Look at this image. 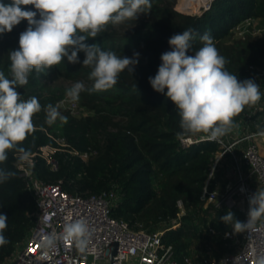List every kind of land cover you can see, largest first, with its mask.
Masks as SVG:
<instances>
[{
  "label": "trees",
  "instance_id": "16d2710c",
  "mask_svg": "<svg viewBox=\"0 0 264 264\" xmlns=\"http://www.w3.org/2000/svg\"><path fill=\"white\" fill-rule=\"evenodd\" d=\"M178 0H151L152 7L136 20H126L96 38H88L89 45L98 44L103 50L119 57L138 59L119 74L117 84L106 91L80 94V106L89 112L81 117L66 112L67 122L46 121L45 106L56 105L65 97L66 90L51 85L62 78L80 80L92 86L90 68L82 66L85 53L79 52V63H68L66 58L45 73L33 71L28 84L17 87L21 99L36 97L42 110L33 116L35 130L20 143L30 154L42 147L57 149L53 157L59 169L53 171L46 160L38 156L36 176L46 182L63 181L71 194H101L115 191L118 200L112 214L126 221L133 230L155 233L163 231V242L172 246L179 264H200L203 257L220 259L235 253L243 243L225 237L231 224L221 220L230 210L217 209L202 199L209 172L216 156L222 151L217 141L207 140L183 148L180 144V117L174 103L151 87L161 64V55L170 51L169 39L192 29L196 38L188 54L193 55L208 32L220 55L228 61L225 68L238 80H252L250 66L264 70V35H245L233 39L235 28L248 19H264V0H216L212 8L199 15L176 10ZM4 3L10 0H2ZM35 10L32 6H25ZM37 18H39L37 16ZM28 27L22 20L11 32L0 34V71L10 78L9 52L18 50L19 36ZM139 53V57H134ZM264 94V79L261 83ZM262 110L251 118L245 106L234 124L245 121V132L264 130V95L258 101ZM196 134L185 135L192 137ZM60 140V141H59ZM95 152L87 161L79 155ZM18 151L9 150L0 168L14 173L0 183V213L8 217L4 236L9 243L0 247V264H5L24 245L36 223L37 203L27 190L15 165ZM209 188L215 189V179ZM182 203L183 207L179 206ZM234 219L242 222V213L234 210ZM183 214V215H182ZM234 223V221L232 222ZM199 245L198 262L193 260V246ZM195 252V254H196Z\"/></svg>",
  "mask_w": 264,
  "mask_h": 264
},
{
  "label": "clouds",
  "instance_id": "9594fccd",
  "mask_svg": "<svg viewBox=\"0 0 264 264\" xmlns=\"http://www.w3.org/2000/svg\"><path fill=\"white\" fill-rule=\"evenodd\" d=\"M35 10H28L25 6ZM152 7L151 0H0V34L11 32L22 20L28 27L19 36V48L9 52L10 78L0 71V163L8 158V151L22 153L26 159L30 153L20 143L35 130L33 116L42 110L36 97L21 99L16 90L28 84L29 75L45 73L62 61L79 63L78 53L84 52L82 66L90 68L86 88L81 81L66 90V96L77 102L84 91H106L113 88L119 74L138 63V59L119 57L115 52L103 50L98 44H87L88 38H96L106 31L109 24L116 26L126 20H136ZM37 16L39 18H37ZM196 38L192 29L173 35L168 43L170 51L162 53L161 64L154 77H149L153 90L164 94L178 110L181 132L178 136L206 133L210 140H218L234 127V117L245 106L256 104L262 97L259 85L251 79L238 80L226 70L228 62L219 54L208 32L200 36L203 46L193 55L188 52ZM138 58L139 53H134ZM46 121L57 119L67 122L57 107L45 106ZM264 136V130L258 133ZM14 173L0 168V183ZM264 217V190L256 191L249 199L247 222L234 219L229 211L221 220L232 224L235 233L255 230L254 223ZM8 217L0 213V247L9 243L4 236ZM234 221V223H232ZM91 232L84 219L64 224L62 231L49 233L45 249L54 248L58 242L72 241L84 253L90 244ZM256 264H264V255L256 258Z\"/></svg>",
  "mask_w": 264,
  "mask_h": 264
},
{
  "label": "built area",
  "instance_id": "2783aa9c",
  "mask_svg": "<svg viewBox=\"0 0 264 264\" xmlns=\"http://www.w3.org/2000/svg\"><path fill=\"white\" fill-rule=\"evenodd\" d=\"M215 1L205 0L202 13L210 10ZM248 20L255 22L254 19ZM249 71L261 92L264 70L251 65ZM61 103L60 101L58 105ZM255 105L257 106L255 111H248L249 118L256 110L263 109L258 102ZM68 109L73 116L81 114L78 102L70 100ZM241 121L235 123L234 127ZM259 132H244L232 143L228 140L227 134L215 140L222 146V151L218 153L211 167L202 196L207 205L214 204L217 209L241 212L242 222H247L248 219L250 197L256 191L264 190V152L253 141L254 138L263 137L258 134ZM179 139L183 148L210 140L206 133H197L192 137L183 136ZM56 151L57 149L46 146L42 147L40 152L30 154L26 159L20 158L22 154L16 155L15 165L19 175L25 180L27 190L37 203L36 223L25 246L16 251L14 257L6 264H179L173 247L163 242V231L155 233L136 231L126 221L113 216L112 211L118 200L115 191H105L101 194H71L63 187V181L52 183L39 179L35 174L37 157L45 159L50 168L57 171L59 164L53 157ZM71 154L79 155L87 161L95 152L80 154L71 151ZM226 156L230 157L235 169V181L229 183L224 191L217 186L212 190L209 188V182L216 179L221 161ZM246 168L249 172L245 170ZM179 206L182 207L181 202ZM76 219H84L91 232L86 252L81 253L72 241L58 242L50 249L43 247L49 233L62 231L65 223ZM253 227L255 230H246L239 234L233 231L231 224L225 237L238 239L239 235L242 236L243 243L239 249L235 253L225 254L220 259L203 257L200 264H256V258L264 255V217L257 219ZM186 262L192 264L188 259Z\"/></svg>",
  "mask_w": 264,
  "mask_h": 264
},
{
  "label": "rangeland",
  "instance_id": "374dc122",
  "mask_svg": "<svg viewBox=\"0 0 264 264\" xmlns=\"http://www.w3.org/2000/svg\"><path fill=\"white\" fill-rule=\"evenodd\" d=\"M183 2H185V0H178L177 1L176 10H178L179 12H182V13H185V14H190V15H199L204 10V6H203V4H201V7H200L201 10L199 9L200 12L198 11V12H193L192 13L191 11L190 12L187 11V10L184 11L182 9ZM263 31H264V19L255 20L254 23L249 21V20H246V21L242 22L241 24H239L238 27L234 30L235 34L233 36V39H236V38H239V37H243L244 35H253V36L259 35V36H261V35H264ZM77 81H80V80L62 78V79L57 80L56 82H52L51 85L58 86V87L62 88L63 90H67L68 88H70ZM81 82H83V81H81ZM83 83L85 84V86H87V84L85 82H83ZM70 100L71 99L68 98L66 96V93H65V97L61 101L62 103L60 105H58V104L56 105L58 111L60 112V114L62 116L65 115L66 112H69L68 102ZM77 102L80 105V98H79V100ZM254 111H250V112H254ZM87 114H89V112L86 110V108L81 107V114L75 115V117H81V116L87 115ZM244 125H245V121L243 119V121H241L240 124L237 127H232V129L227 133L226 136L228 137V140L230 141V143H232L236 139V137H240V136L243 135V133L245 132L244 131ZM253 141L255 143H257V145H259L260 149L264 152V136L263 137L254 138ZM245 170L249 172V170L247 168ZM234 181H235V169L233 167V164L231 162L230 157L226 156L221 161L219 170L216 173V179H215L216 186L220 190L224 191L226 189V186L229 183H232ZM238 237H240V235ZM234 242H235V244H238L239 243V238L238 239H234ZM24 246H25V244L21 245L17 249V251L19 249L23 248ZM238 249L239 248H237L236 251ZM200 250H202V249L200 248V246L198 244L197 245L195 244L193 246L192 252H193V260L194 261L198 262V259H199L198 258V255H199L198 253H202ZM195 252H196V254H195Z\"/></svg>",
  "mask_w": 264,
  "mask_h": 264
},
{
  "label": "bare ground",
  "instance_id": "6f19581e",
  "mask_svg": "<svg viewBox=\"0 0 264 264\" xmlns=\"http://www.w3.org/2000/svg\"><path fill=\"white\" fill-rule=\"evenodd\" d=\"M204 2H205V0H185V2H183L182 9L184 11L185 10H187L189 12L191 11L192 13L198 12L200 7H201V4H203Z\"/></svg>",
  "mask_w": 264,
  "mask_h": 264
},
{
  "label": "crops",
  "instance_id": "0c3cea01",
  "mask_svg": "<svg viewBox=\"0 0 264 264\" xmlns=\"http://www.w3.org/2000/svg\"><path fill=\"white\" fill-rule=\"evenodd\" d=\"M227 186H228V185H227ZM227 186H226V187H227ZM210 258H215V257L212 255Z\"/></svg>",
  "mask_w": 264,
  "mask_h": 264
},
{
  "label": "water",
  "instance_id": "95a60500",
  "mask_svg": "<svg viewBox=\"0 0 264 264\" xmlns=\"http://www.w3.org/2000/svg\"><path fill=\"white\" fill-rule=\"evenodd\" d=\"M113 255H115V253Z\"/></svg>",
  "mask_w": 264,
  "mask_h": 264
}]
</instances>
